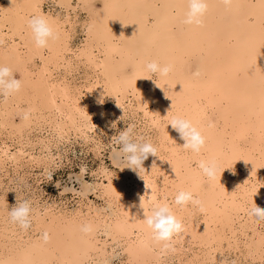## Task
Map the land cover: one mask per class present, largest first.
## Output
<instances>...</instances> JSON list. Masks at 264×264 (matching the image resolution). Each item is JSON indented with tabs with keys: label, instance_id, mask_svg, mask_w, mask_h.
Segmentation results:
<instances>
[{
	"label": "bare ground",
	"instance_id": "1",
	"mask_svg": "<svg viewBox=\"0 0 264 264\" xmlns=\"http://www.w3.org/2000/svg\"><path fill=\"white\" fill-rule=\"evenodd\" d=\"M207 2L196 25L181 22L184 0L0 1V65L22 82L0 97V264H264V220L247 214L251 193L264 208V0ZM35 15L57 33L43 48L26 24ZM77 27L83 39L74 44ZM150 59L171 71L145 77ZM175 115L205 136L200 153L183 149L167 124ZM124 117L157 149L139 171L121 168L109 136ZM104 134L118 171L102 164L88 180L79 164L78 186L63 188L77 194L74 208L46 197L37 174L69 161L72 139L100 153ZM200 159L226 168L209 179ZM25 167L41 170L32 185L27 169L15 185L17 197L30 192L26 229L10 218L20 201L8 195L9 172ZM179 189L199 204H174ZM154 199L182 222L169 240L144 223L140 204Z\"/></svg>",
	"mask_w": 264,
	"mask_h": 264
},
{
	"label": "clouds",
	"instance_id": "2",
	"mask_svg": "<svg viewBox=\"0 0 264 264\" xmlns=\"http://www.w3.org/2000/svg\"><path fill=\"white\" fill-rule=\"evenodd\" d=\"M184 2L185 12L181 22L183 24H200L202 22L201 17L208 7L207 0H184ZM229 2L230 0H224L225 4ZM26 24L32 34L34 44L39 48L47 46L50 39L54 40L57 37L53 24L43 15H35L28 18ZM144 68L148 74L145 77L150 78L154 74L167 76L171 71L170 64H161L155 59L146 60ZM21 85V80L16 78L13 74V70L9 66L0 65V95L7 97L18 91ZM167 124H171L178 132L183 140L181 144L183 149L193 154L201 152L205 144V136L191 120L182 115H175L170 118ZM133 128L134 126L129 125L121 130L115 137L114 142L118 146V155L124 161L121 168L128 167L139 171L143 168L142 161L146 159L149 154L156 155L157 149L153 143L135 134ZM195 163L202 174L209 179H215L217 171L219 170L221 175V171L226 168L219 169L215 159H200L196 160ZM251 194H249L248 197L251 206L247 214L250 219H255L256 221L264 220V208L258 207L250 202ZM189 202L199 204V200L191 191L179 189L174 194V204L184 206ZM140 207L143 211L144 223L151 230L154 239L158 241L169 240L173 234L182 230L183 225L181 220L174 214L166 199H154L150 205L141 203ZM30 212L31 206L27 200H24L9 209V216L14 222L26 229L30 224ZM85 230H87V226H85ZM45 239H47V234H45Z\"/></svg>",
	"mask_w": 264,
	"mask_h": 264
},
{
	"label": "rangeland",
	"instance_id": "3",
	"mask_svg": "<svg viewBox=\"0 0 264 264\" xmlns=\"http://www.w3.org/2000/svg\"><path fill=\"white\" fill-rule=\"evenodd\" d=\"M46 7H47V4H44V9ZM49 7L51 6L49 5ZM81 39H83V33L77 27L75 34L73 36V43L76 44L80 42ZM81 70L82 69L79 67L77 69L76 75H78L77 73H79ZM127 126H129V118L127 117L119 119L116 124L113 123L112 125H110V127L108 128V131H109V136L113 137V139H111L113 143H115L114 142L115 137L118 135V133L124 128H126ZM104 136H105V138H103L104 145L100 153L92 152L91 148L88 147V144H84L83 142H81L80 140L81 138L78 137L77 139H72L73 142L67 145L69 148L68 153L71 155L69 161H63L65 163L58 165L57 168L53 171L52 175L47 178L43 175L38 176L37 174V177H39L38 182L40 183V186L43 187L44 189L42 193L46 197L52 198L58 201H65L64 199L65 197H67V200L69 202H66L67 203L66 205L70 206L71 208H74L77 206V194L71 190L64 191L63 188L64 186H68V185H73L75 188L78 186V183L75 180V177L73 175L75 172L79 171V164H83L85 166L86 171L84 175H85V179H88V180L93 179V178L95 179L101 176V174L98 172V169L102 164L105 165L107 168H111V169H114L115 171H118V168L114 167L111 164V160L109 159L108 149L110 145L109 144L110 137L107 134H104ZM26 169H27L26 172H29V173H27L25 180H27L29 182L28 184H31V185L36 180L34 172H37V173L39 171L41 172V170L34 171V169H29L27 167L19 170L18 172H15V171L9 172L10 174L9 178H13L14 180L11 179V181H9L8 195L10 197V200L13 201L14 203L27 200L28 195L26 194L30 193V192H25V195L21 197L15 196V191L17 189L15 185L20 184L24 186V183L20 182L19 180V176H20L19 174H21ZM97 174H99V176ZM5 181L6 183L8 182L7 179H5ZM0 193H1V190H0ZM59 196L61 197L63 196L64 197L63 200L59 199ZM90 198H94V196L91 194ZM95 200L97 202L100 201L98 199H95ZM115 263H116V260L113 261V264Z\"/></svg>",
	"mask_w": 264,
	"mask_h": 264
}]
</instances>
